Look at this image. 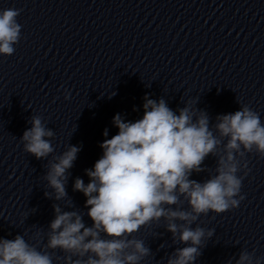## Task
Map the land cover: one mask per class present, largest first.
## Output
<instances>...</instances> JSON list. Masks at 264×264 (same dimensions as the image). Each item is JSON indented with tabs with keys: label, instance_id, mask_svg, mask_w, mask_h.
I'll return each mask as SVG.
<instances>
[{
	"label": "clouds",
	"instance_id": "clouds-1",
	"mask_svg": "<svg viewBox=\"0 0 264 264\" xmlns=\"http://www.w3.org/2000/svg\"><path fill=\"white\" fill-rule=\"evenodd\" d=\"M21 11L0 10V55L15 52L22 28L16 18ZM69 98L66 91L65 99ZM144 101L141 119L126 122L119 113L113 117L118 133L100 144L102 156L85 170L89 182L81 178L74 182L73 190L86 197L92 225L86 226L80 211L53 204L55 218L49 224L46 248H59L67 264H142L153 253L135 234L161 221L174 243L186 245L176 248L167 264H195L214 230L192 225L201 215L237 208L244 199L240 193L248 171L238 173L248 169L246 153L264 158V123L247 105L218 115L214 133L204 110L185 103L177 114L163 98L157 101L146 95ZM30 123L20 138L24 151L46 159L54 152L50 139L54 131L38 115ZM103 135L108 136L107 129ZM80 150L69 145L49 162L44 179L53 192L45 191V197L68 198L67 173ZM210 154L217 158L216 174L203 182L190 179L192 173L205 171L202 165ZM0 264H53V259L17 234L14 239L0 238ZM235 264H264V256L242 250Z\"/></svg>",
	"mask_w": 264,
	"mask_h": 264
}]
</instances>
